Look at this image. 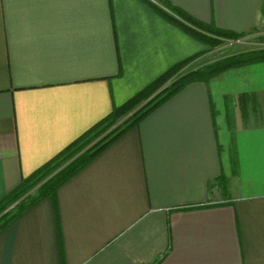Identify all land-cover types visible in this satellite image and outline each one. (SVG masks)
<instances>
[{"label": "crops", "instance_id": "obj_1", "mask_svg": "<svg viewBox=\"0 0 264 264\" xmlns=\"http://www.w3.org/2000/svg\"><path fill=\"white\" fill-rule=\"evenodd\" d=\"M165 1L243 38L264 26V0ZM206 50L143 0H0V198ZM0 264H264V62L110 142L0 232Z\"/></svg>", "mask_w": 264, "mask_h": 264}, {"label": "trees", "instance_id": "obj_2", "mask_svg": "<svg viewBox=\"0 0 264 264\" xmlns=\"http://www.w3.org/2000/svg\"><path fill=\"white\" fill-rule=\"evenodd\" d=\"M143 1L165 19L210 48L221 46L225 41L239 40L245 35L216 27L211 23H205L168 1ZM200 55L201 53L193 54L170 66L120 106L114 107L97 124L89 128L31 175L21 178L17 186L0 198V232L11 225L24 211L45 197L51 198L55 205L57 189L63 183L82 169L110 142L128 129L135 127L147 114L185 86L193 82L206 83L228 69L264 62V48H258L232 53L192 67V63ZM125 115L128 117L105 138L84 152L76 153L77 145L85 137H90L97 131L116 123ZM86 140L89 139L86 138ZM37 185L39 186L35 193H30Z\"/></svg>", "mask_w": 264, "mask_h": 264}, {"label": "rangeland", "instance_id": "obj_3", "mask_svg": "<svg viewBox=\"0 0 264 264\" xmlns=\"http://www.w3.org/2000/svg\"><path fill=\"white\" fill-rule=\"evenodd\" d=\"M206 46H207V50L201 53L200 55V56L203 55L202 58H200L196 62H193L191 65L192 67L202 65L205 62H209V61L221 58L223 56H226L232 53L241 52L245 50H251V49L264 48V26H261L258 29H255V31L246 38H241L233 42L225 41L224 44H222L221 46L215 47V48H210L208 45ZM127 117L128 115H125L121 119H119L116 123L108 127H105L102 130L97 131L95 134H93L90 137H85L83 141H81L77 145L78 148L76 150V153L79 154V153L84 152L86 149H88L89 147H92L94 144L99 142L101 139L105 138L112 130H114L116 126H118ZM86 138H88L89 140H86ZM38 186L39 185L35 186L30 191V193L34 194Z\"/></svg>", "mask_w": 264, "mask_h": 264}]
</instances>
